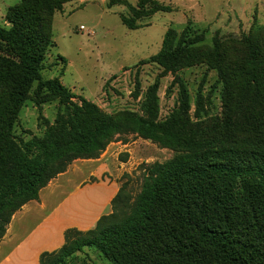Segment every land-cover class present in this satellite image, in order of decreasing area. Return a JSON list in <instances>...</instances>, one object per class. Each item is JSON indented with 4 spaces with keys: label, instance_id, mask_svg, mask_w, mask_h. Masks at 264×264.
<instances>
[{
    "label": "rangeland",
    "instance_id": "374dc122",
    "mask_svg": "<svg viewBox=\"0 0 264 264\" xmlns=\"http://www.w3.org/2000/svg\"><path fill=\"white\" fill-rule=\"evenodd\" d=\"M21 1L0 0V27H11L6 21L7 12ZM140 2L64 3L63 10L52 19L54 47L43 79H59L77 97L97 105L109 120L132 115L158 124L173 122L184 137L218 148L264 153V0H146V11L158 4L171 12L145 16L138 21L139 29L131 31L122 24V18L131 17L132 8ZM44 3L31 1L30 6L38 8ZM190 28L194 29L191 38L202 34L204 41L187 52L180 70L172 72L151 62L161 51L168 31H175L180 38ZM155 85L156 107L150 110L148 94ZM8 102L9 89L1 86L2 112ZM61 110L58 100L40 97L37 85H33L13 127L15 151L26 155L28 143L44 141ZM185 154L137 134L117 135L102 154L74 161L47 205L66 200L67 214L108 216L113 209L106 201L116 189H123V201L133 207L147 168ZM15 177L13 165L1 154L0 184L18 175ZM91 200L102 206H95ZM41 215L37 210L27 213ZM35 219L28 220V226L36 225ZM152 245L147 241L138 248V254L143 250L142 264H166L152 258ZM130 261L125 258L122 263ZM64 264L119 263L96 249L84 248Z\"/></svg>",
    "mask_w": 264,
    "mask_h": 264
},
{
    "label": "trees",
    "instance_id": "16d2710c",
    "mask_svg": "<svg viewBox=\"0 0 264 264\" xmlns=\"http://www.w3.org/2000/svg\"><path fill=\"white\" fill-rule=\"evenodd\" d=\"M31 1L38 0H22L10 8L6 21L11 27H0V87L9 89L6 111L0 107V156H7L18 175L0 184V241L16 213L38 201L41 190L74 161L102 154L117 135L137 134L186 154L147 168L133 207L123 201L121 189L111 202V215L102 216L94 230H67L64 246L42 254L40 264H64L84 248L96 249L119 264L125 258L131 260L127 264H142L143 250L137 251L147 241L153 242L152 258L166 264H264V153L218 148L184 137L173 122L158 124L132 115L109 120L59 79L44 80L42 72L54 47L53 16L64 3L77 0H45L38 8L30 6ZM145 4L141 0L131 17L122 18L127 29L138 30V21L145 16L171 12L158 4L146 11ZM192 32L187 29L179 38L168 31L151 62L172 72L180 70L187 52L204 41L202 34L191 38ZM215 53L216 58L217 49ZM33 85L40 97L58 100L62 110L45 140L31 141L28 154L20 155L13 127ZM157 90L155 85L148 94L150 110L156 107Z\"/></svg>",
    "mask_w": 264,
    "mask_h": 264
},
{
    "label": "crops",
    "instance_id": "0c3cea01",
    "mask_svg": "<svg viewBox=\"0 0 264 264\" xmlns=\"http://www.w3.org/2000/svg\"><path fill=\"white\" fill-rule=\"evenodd\" d=\"M67 175L66 172L56 178L41 191L38 201L30 202L16 213L5 237L0 241V264H40L42 254L55 252L64 246L67 230L88 231L96 226L103 216L102 213L90 216L67 214L64 205L66 200L51 207L47 205L49 198L59 189L60 180ZM117 193L118 189L105 204L111 205ZM89 202L98 207L102 206L94 200ZM33 210H37L42 215L27 216V213ZM32 217H36L38 223L28 226V220Z\"/></svg>",
    "mask_w": 264,
    "mask_h": 264
}]
</instances>
